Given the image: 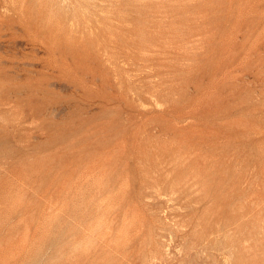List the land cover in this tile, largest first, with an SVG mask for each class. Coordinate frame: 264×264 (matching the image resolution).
<instances>
[{
	"label": "rangeland",
	"instance_id": "1",
	"mask_svg": "<svg viewBox=\"0 0 264 264\" xmlns=\"http://www.w3.org/2000/svg\"><path fill=\"white\" fill-rule=\"evenodd\" d=\"M0 264H264V0H0Z\"/></svg>",
	"mask_w": 264,
	"mask_h": 264
}]
</instances>
